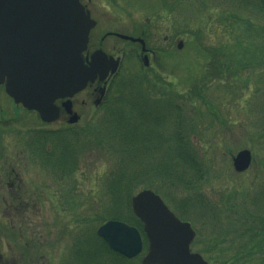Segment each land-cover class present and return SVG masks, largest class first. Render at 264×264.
<instances>
[{
    "label": "trees",
    "instance_id": "1",
    "mask_svg": "<svg viewBox=\"0 0 264 264\" xmlns=\"http://www.w3.org/2000/svg\"><path fill=\"white\" fill-rule=\"evenodd\" d=\"M230 2L224 8L225 0H113L114 6L128 13H140L141 21L156 18L162 10H167L174 22L187 24L183 26L192 36L201 35L203 14L209 10L217 8L229 15L232 21L227 24V31L238 37L239 42L230 51L228 43L211 48L200 41L207 55L203 80L206 84L209 82L207 91L217 80H227L232 86L236 83L244 90L254 85L252 99L244 107L246 117L240 132L251 138L252 167L260 171V179L253 181L245 192L236 189L223 193L218 200L200 191L198 182L204 179L205 165L214 160L210 153L217 152L215 147L223 149V146L214 142L209 148H203L202 143L199 147L196 137L207 139L206 133L215 124L220 130L232 131L237 118L227 117L229 113L219 109L221 101L215 97L201 101L203 87L201 93L199 90L196 93L198 97L193 94L190 102L204 103L209 120L204 121L201 114L195 113V108L189 116L182 109L184 104L177 102V96L168 87L171 81L166 76H157L154 82L149 78L151 85L147 86L140 76L144 77L143 69L127 72L117 84L113 83V100L107 101V112L100 123L84 129L37 128L24 136L32 154L43 158L45 164L57 167L60 179L69 184L66 196L70 195L71 202L78 196L71 182L73 171L80 169L81 164L85 167L94 154L109 166L98 191L101 205L95 204L88 211V220L97 223L86 224L87 228L77 235L74 242L78 251L74 252L71 264H136L135 259L113 251L95 230L108 219H120L136 225L146 243L142 224L134 216L130 203L131 197L145 188L155 190L167 203L173 204L184 220L200 223L204 233L199 232L200 238H206L207 245L201 252L211 264H264V179L261 180L264 174V0ZM195 22L201 27L189 25ZM139 28V34L144 35L146 27L139 25ZM224 61L228 63L226 68ZM194 84L204 83L196 79L190 89H194ZM220 152L229 161L231 151ZM175 190L180 195L177 201H174ZM185 191L188 194L182 193ZM202 213L209 224L199 221Z\"/></svg>",
    "mask_w": 264,
    "mask_h": 264
},
{
    "label": "rangeland",
    "instance_id": "2",
    "mask_svg": "<svg viewBox=\"0 0 264 264\" xmlns=\"http://www.w3.org/2000/svg\"><path fill=\"white\" fill-rule=\"evenodd\" d=\"M226 1L231 3V0ZM83 2H86L88 8L91 11L92 17L96 20V25L90 32L88 51H92L101 47L109 54H113L115 56L123 47L124 49H127L129 44L125 43L123 39H119L115 36L111 37L109 34H107L108 32L116 31L123 34H134L135 32L139 33V25L140 27H146L144 35L147 37V47L153 50V54H150L149 56V68L151 72L144 71V77L141 74L140 76L141 79L146 80L147 86L151 85L148 82L149 78L154 82L156 81L157 76H167L168 79H171V82L168 83V87L172 89V92L175 94L178 93V97L180 99L187 100L188 102H190L193 94L198 97V94L196 93L198 90L200 92L201 88L203 87V98L201 101L204 100L205 97H215L216 101H221V107L219 109L222 112L229 113V116L227 117L237 118V120H234L237 122L235 124V128H233L232 131L228 129L220 130L219 126L215 124V126L212 127V130H209V132L206 133L208 137L207 139L203 140L200 137H196L195 141L199 147L200 143H202L203 148H209L210 143L214 144V142L220 144V146H223V149L215 147L214 150L217 152L212 154L210 153V156H213L214 160H209L211 166L205 165V167L207 166V171L204 179L198 182V188H200V191H204L205 194L211 199L218 200L223 193L228 194L235 191L236 189L245 192L250 188V185L253 181L260 179V171L257 168L250 167L243 172L237 173L233 167L230 168L232 162L231 154H228V157L230 158L229 161H225L222 157V152H220L231 151L232 154H235L241 148H249L251 138L247 135L241 134L240 131L246 117L244 107L246 106L248 100L252 99L251 96L255 91L254 85H251L249 89L244 90L241 89L240 85L236 83H234L235 86H232L227 83V80H217L212 82L213 87L212 89L210 88L211 90L204 92V90L207 89V84L209 83L207 82L206 84V82L203 80V76L205 75L204 72L206 70L205 65L207 63V55L200 46V41L202 40L203 43H206L211 48H219L220 45L228 43L230 51L236 49L239 38L231 35L229 30L227 31L226 27L227 24L232 21L229 18V15H225L217 8L213 9L212 12L209 10L210 12L203 14L204 23L202 27L196 22L194 24H189L191 27H201L202 29L201 35L192 36L187 34V27L183 26L186 23L178 24L174 22L172 18L168 17L169 12L167 10H162L160 14L156 16V18L154 17L150 20L143 19L144 21H141L142 19L140 14L139 16L137 13L132 15L127 11L119 9L117 6H112L110 2H107V0H83ZM180 40L183 42V48L178 49L177 44ZM129 50L131 51V49ZM131 55L134 59H136V56L133 55V53ZM127 65L129 66L125 68L127 70H133L134 68H137V63L130 60L127 62ZM227 65L228 63L224 61V68H226ZM118 78L119 77H116V79ZM196 79H202V83H204L203 85L206 84V86L194 84V89H190L191 83H193ZM0 93L2 95L0 135L3 137V141H1V139L0 141L1 144H3V150L6 149V146L8 147V150H10V148H14L15 150V147H17V142H13L12 137L17 135L16 132H19L20 128L22 129L23 124H26L28 127L42 125L38 123L40 120L36 112L28 111L21 107L20 109L14 111L15 107L13 106V102L9 96L2 91ZM84 96H86V100H84L88 101L87 104H89V106L76 107L77 111L82 115V120H84V123L81 122L80 124L82 129L87 128L88 126L86 123H90V121L94 118V115H91L93 114L92 96H88L86 92H83L75 98H84ZM194 108L195 113H198L199 115V110L203 108L201 111V117L204 121L209 120L207 115L208 109L204 103L196 100V102L193 103V105L191 104L190 107L186 106L187 114L189 116L193 113ZM90 115L92 117H90ZM11 121H15L18 124V129H12L9 132L7 126L11 125ZM54 127L57 126L54 125ZM245 144L247 146H245ZM239 145L241 147H239ZM211 151L213 150L211 149ZM95 155L96 154L90 157V160L85 163V167L83 164H81L80 169L78 168L77 170L73 171V173H71L73 175L71 182L76 186L74 190L80 197V199H78L77 196H74L75 202H71L70 195L69 197L66 196L68 191L66 186L61 185L60 189H55V185L50 181L47 172L40 171V173L36 168L35 170L34 167L31 168L29 163L24 166V162H21L22 167L17 165L16 175H13L12 179L11 177L10 179H7L9 181L7 187L3 189V187L6 186L7 180H3V186L0 184V187L2 186L0 188V214H3L2 209L4 207V209L8 208L7 214L9 215V219L7 218L5 222H3L0 215V227H2V233L0 232V255H2L3 228L10 229L13 227L10 223V220L18 223L16 218L18 212L21 211L22 213L26 212L24 217L25 220H29V214L38 215L33 216L35 224H38V229L41 230L42 233L47 234L49 243H53L54 240H57V250L52 248H40V253H44V251L53 252L55 250L53 257L47 258L45 256H41L39 253L37 258L38 263L36 262L34 264H60L62 253L65 258L64 262L69 260L71 257V238L73 237L74 239L75 235L80 231V229L85 230L87 228V223H90L92 226H95L97 223L90 222L88 220V211H91L93 209V205L95 204L97 207L101 205V193L98 191L101 190L100 186L102 184V177L104 172L108 171L109 166L100 160V156L94 157ZM0 165H2L1 162ZM49 169L51 170L52 178H55V169L50 164L46 170L49 171ZM23 170H26L24 174ZM262 179H264V174L262 175L261 180ZM24 183L26 184L25 188H23ZM37 185H40L41 187ZM141 188L142 187L139 189ZM2 190L3 192H7L1 193ZM36 193H40V201H37L40 208V213H35L32 211V209H29V211L26 210L27 207L30 208V204L28 203H31L32 199L36 198ZM182 193L185 195L187 192L185 191V193ZM1 194L3 195L2 197ZM173 195L175 196L174 201L180 199V195L176 193V190ZM14 196L17 200L13 198ZM93 198L94 201L92 200ZM72 203H74L75 208L71 211L69 208L72 209ZM75 214L80 215L78 219L75 218ZM204 217L205 216L203 213L200 214L199 218L202 219L199 221L203 223L207 222V224H209L207 218L203 219ZM190 220L192 223H194L192 219ZM199 224L200 223H196L193 226L198 231V233L200 232V234L204 235V233H202L199 228ZM63 231L64 234H62ZM70 231L71 234L69 233ZM200 234L196 238L195 245L192 246V248L196 251L205 250V247L207 246L204 243L206 238H200ZM62 235H64L63 238ZM35 236L38 237V234ZM67 237L68 239H66ZM29 238V236H24L22 239L19 236L13 237L17 243L16 250H14L18 254V257L21 255L20 253H22V250L24 249L23 246ZM214 238L216 239V237ZM63 245H65L64 251ZM4 255L8 257L11 256L9 254L8 248L6 249V252H4ZM229 264L231 263L229 262Z\"/></svg>",
    "mask_w": 264,
    "mask_h": 264
},
{
    "label": "water",
    "instance_id": "3",
    "mask_svg": "<svg viewBox=\"0 0 264 264\" xmlns=\"http://www.w3.org/2000/svg\"><path fill=\"white\" fill-rule=\"evenodd\" d=\"M94 25L79 0H0V83L17 102L38 110L46 121L54 120L59 114L55 99L72 96L97 75L103 79L112 67L102 50L91 56L90 65L84 63L82 52ZM133 40L145 50L142 39ZM117 63L113 60V72ZM64 105L71 111L70 100ZM77 119L73 115L70 121ZM250 162L248 149L233 157L238 171ZM132 207L150 241L142 264H208L189 250L195 235L190 223L182 222L160 196L144 190L133 197ZM97 232L128 257L142 250L139 231L124 222L109 220Z\"/></svg>",
    "mask_w": 264,
    "mask_h": 264
},
{
    "label": "flooded vegetation",
    "instance_id": "4",
    "mask_svg": "<svg viewBox=\"0 0 264 264\" xmlns=\"http://www.w3.org/2000/svg\"><path fill=\"white\" fill-rule=\"evenodd\" d=\"M95 84H96L97 86H98V85H101V83H99V82H96ZM98 92H99V91L96 90V86H95V87H94V94L97 95ZM58 103H59V102H58ZM60 103H61V101H60ZM82 104H83V102H82ZM74 106H75V101L73 100V107H74ZM21 229H22V231L25 230V228H24L23 226L21 227Z\"/></svg>",
    "mask_w": 264,
    "mask_h": 264
}]
</instances>
